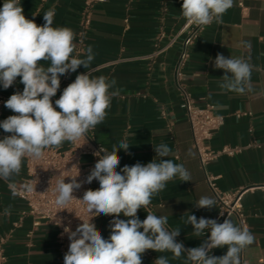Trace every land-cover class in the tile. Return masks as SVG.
Returning a JSON list of instances; mask_svg holds the SVG:
<instances>
[{
    "label": "crops",
    "instance_id": "crops-1",
    "mask_svg": "<svg viewBox=\"0 0 264 264\" xmlns=\"http://www.w3.org/2000/svg\"><path fill=\"white\" fill-rule=\"evenodd\" d=\"M3 3L0 0V8ZM182 3L183 0H106L94 6L91 26L84 32L85 0H20L24 16L38 26L45 23L44 14L54 10L53 27L73 30V56L85 58L89 46L95 54L88 69L81 66L69 74L68 81V73L60 77V88L52 102L62 94L65 83L74 82L78 74L86 71L94 77L116 80L120 95L112 99L104 121L93 129L96 142L108 151L122 139L129 143L127 152L120 149L117 153V171L125 165L151 162L156 157L153 146L160 143L171 149L170 156L162 159L187 169L191 181L174 177L154 194L146 208L137 212L141 221L148 214L166 216L167 227L180 229L176 240L187 249L200 246L210 235L206 232L196 237L192 225L185 224L187 215L215 219L217 207H195L201 196L214 195L193 147L175 73L184 38L180 33L187 23L181 16ZM221 19L219 23L214 20L191 48L184 86L198 104L211 103L216 113L225 117V124L210 141L211 147L243 149L236 156H220L208 165L207 172L218 177L222 191L246 190L242 204L254 240L242 250L244 261L264 264V0H233ZM218 53L226 58L246 59L253 66L250 92L240 94L219 87L224 71L213 67ZM41 63L47 67L50 62ZM20 79L17 77L7 89L0 85V122L14 113L5 107V102L12 94L23 91ZM237 112H251L252 116L237 118ZM6 135L10 133L0 128V139ZM253 141L260 147H249ZM65 146L64 141L60 147ZM25 178L23 160L20 174L11 182L0 179V239L8 238L7 264H60L56 228L46 223L34 228L30 218L20 220L25 203L11 189L21 187ZM120 218L126 219L122 215ZM231 220L239 226L236 217ZM109 224L105 218L95 222L105 239L111 234ZM226 252L227 246L217 247L209 255L223 256ZM158 256L167 257L169 264H190L184 255L173 259L171 252L150 249L142 254V264H153Z\"/></svg>",
    "mask_w": 264,
    "mask_h": 264
},
{
    "label": "clouds",
    "instance_id": "clouds-1",
    "mask_svg": "<svg viewBox=\"0 0 264 264\" xmlns=\"http://www.w3.org/2000/svg\"><path fill=\"white\" fill-rule=\"evenodd\" d=\"M232 4L233 0H183L180 12L189 24L203 26L214 20L222 22V15ZM53 18L54 10L47 11L43 16L45 23L38 26L24 16L20 0H4L0 8V85L7 89L17 77L24 85L22 92L12 94L5 102V107L17 115L0 122V128L10 133L0 139V179L5 181L11 182L20 174L26 157L39 159L47 148L85 137L104 121L112 99L120 95L114 78L94 77L86 71L64 88L55 100L56 107L53 106L52 97L60 88V77L76 72L81 66L88 69L95 56L91 46L85 58L73 56L75 33L68 27H53ZM41 61L50 62L49 66L45 67ZM213 67L224 71L219 82L222 90L240 94L252 90L253 66L246 59L226 58L218 53ZM129 147L126 139L114 144L111 151L101 147L94 153L99 159L85 181L77 182L79 172L69 183L57 181L55 204L62 209L78 200L73 192L83 183L97 180L100 185L96 190L85 191L80 199L91 214L90 219L80 218L82 223L75 231L70 226L63 228L70 241L64 264H142L141 256L149 249L171 252L173 259L184 255L190 264H241L240 254L253 243L254 236L230 218L218 223L215 219H197L188 214L185 224L192 225L196 237L206 232L210 235L200 246L187 249L176 240L180 229L167 227L166 216L148 214L143 221L138 218V210L146 208L166 182L174 177L181 181L191 179L182 164L162 159L171 154L165 143L153 146L156 157L151 162L125 165L117 171L120 163L117 153L120 149L127 152ZM25 188L33 190L31 183L25 184ZM215 205L211 196H201L195 203L198 209H211ZM100 214L114 217L107 239L91 222L92 217ZM121 215L126 219H121ZM57 225H61L60 220ZM224 246H227L225 255H209L212 249ZM153 264H169V260L158 256Z\"/></svg>",
    "mask_w": 264,
    "mask_h": 264
},
{
    "label": "built area",
    "instance_id": "built-area-1",
    "mask_svg": "<svg viewBox=\"0 0 264 264\" xmlns=\"http://www.w3.org/2000/svg\"><path fill=\"white\" fill-rule=\"evenodd\" d=\"M43 2L46 0H42ZM106 0H85L84 17L82 21L83 31L86 32L91 26V16L93 8L96 4L105 3ZM214 22V21H213ZM212 22V23H213ZM211 23V24H212ZM209 24V25H211ZM198 26L189 24L183 26L180 35H184L182 41L181 52L176 64V78L179 88L183 96V108L185 116L190 124L192 132L193 147L197 152L202 168L206 172V183L210 187L216 200L217 215L215 220L223 223L225 219L236 217L239 226L248 229L247 217L243 210V196L245 189L229 193L222 191L218 186V177L207 172V167L220 156H236L242 152L240 147L223 146L219 150L211 147L210 141L225 124V117L216 113L215 105L211 103L198 104L187 92L184 86L185 74L184 70L190 58L191 48L203 31L209 26ZM80 54L81 50L78 51ZM69 72L66 79H69ZM70 83L64 84L66 88ZM63 88V90H64ZM61 95L53 101L59 99ZM0 105V112H1ZM17 115V113H13ZM237 118L251 117V112H237ZM65 147H51L44 150V155L39 159L26 157L24 159L26 166V178L21 187H13L11 190L20 200L25 203V210L22 212L20 220L28 217L31 219L33 227L39 228L43 224H49L57 230V243L60 253V264H64V255L68 251L70 241L64 226H70L73 231L82 223V220L90 219L91 214L87 212L86 205L80 201L85 191L99 188V182L93 180L91 184L83 183L82 187L74 190L73 195L78 200H73L65 206V209L55 204V188L58 180H65L66 183L71 182L72 177H76L77 182L85 181L90 171L94 168L99 157L94 153L100 151L102 144L96 142L94 129H90L85 137L75 141H65ZM249 147H260L257 141H253ZM106 149V148H105ZM103 155V152L100 153ZM89 159L87 162L86 159ZM31 183L33 190L27 191L25 184ZM222 213V214H221ZM82 220H81V219ZM108 219L111 221L114 217L100 214L92 217V223L99 219ZM58 220L61 225H57ZM70 221V225H69ZM57 222V223H56ZM8 238L0 239V264H7L6 244ZM241 264H245L243 251L240 254Z\"/></svg>",
    "mask_w": 264,
    "mask_h": 264
}]
</instances>
